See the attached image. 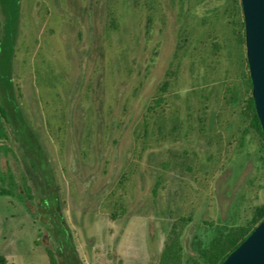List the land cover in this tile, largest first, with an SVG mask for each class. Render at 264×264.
Here are the masks:
<instances>
[{"label": "rangeland", "instance_id": "rangeland-1", "mask_svg": "<svg viewBox=\"0 0 264 264\" xmlns=\"http://www.w3.org/2000/svg\"><path fill=\"white\" fill-rule=\"evenodd\" d=\"M244 33L241 0H20L15 93L79 264H162L175 244L203 264L216 237L257 225ZM4 127L0 255L60 264L42 164Z\"/></svg>", "mask_w": 264, "mask_h": 264}, {"label": "trees", "instance_id": "trees-1", "mask_svg": "<svg viewBox=\"0 0 264 264\" xmlns=\"http://www.w3.org/2000/svg\"><path fill=\"white\" fill-rule=\"evenodd\" d=\"M0 11L3 14L2 35L0 39V140L7 138L4 126L5 124H9L16 133L18 140L22 142L24 149L30 153L33 160L40 166L42 164L41 158L43 153L35 134L28 126L19 107L12 78L13 58L20 24V0H0ZM249 111L252 126L264 142V133L256 115L252 96L249 100ZM47 167L43 164L41 165L45 186L51 190L53 180ZM11 195H13L11 190L0 188V196ZM41 206L49 220L51 233L57 243L55 256L58 258L60 264H79L72 246L70 232L65 227L64 220L59 213V199L52 193V190L42 200ZM256 220H258L257 225L264 220V205L256 211L253 224ZM251 226L252 224L216 237L207 251L201 255L203 264H222L227 256L256 227L252 228ZM48 258L50 264H54L52 256L49 255ZM180 258V249L175 244L164 252L162 264H180ZM0 264H8L2 255H0Z\"/></svg>", "mask_w": 264, "mask_h": 264}, {"label": "water", "instance_id": "water-1", "mask_svg": "<svg viewBox=\"0 0 264 264\" xmlns=\"http://www.w3.org/2000/svg\"><path fill=\"white\" fill-rule=\"evenodd\" d=\"M251 96L264 133V0H241ZM222 264H264V220Z\"/></svg>", "mask_w": 264, "mask_h": 264}]
</instances>
